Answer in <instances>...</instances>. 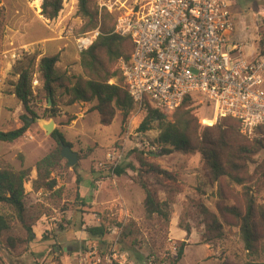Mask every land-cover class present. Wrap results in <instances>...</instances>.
Instances as JSON below:
<instances>
[{"label":"rangeland","instance_id":"obj_1","mask_svg":"<svg viewBox=\"0 0 264 264\" xmlns=\"http://www.w3.org/2000/svg\"><path fill=\"white\" fill-rule=\"evenodd\" d=\"M0 1V7L5 8L7 15L6 26L0 35V53L21 49L17 44L10 45L12 40L18 38V43L30 45L22 48L29 50L27 51L29 55H39L36 60L39 61L42 58L41 47L31 44L35 39L42 40L50 37L48 32H51V29L58 26L61 31H65L67 26H73L75 35L94 32H84L85 28L89 29L90 21L77 15L78 0H63V10L68 11L66 12L68 18L64 19L62 25H58L56 20L49 21L42 15V0ZM94 10H98L100 14L106 10L114 17L110 24L116 23L118 13H111L101 8L100 0H95ZM231 21L233 23L232 17ZM260 35H264V28L260 30L255 28V25L250 31L245 32L246 40L259 41ZM65 37H68L67 40L61 44H67L64 51L68 53V57L67 59L62 57V52H59L56 55L59 57L57 68L61 73L79 75L81 70L77 59L80 52L74 37ZM58 43L60 42L46 43L44 50L48 55H53ZM18 62L5 64L0 69V73L4 72L2 76L4 91L9 95H6L5 106L11 112L10 118H6V123L0 128L2 131L16 130L23 126L22 121L18 124L17 103L10 97L13 89L11 84L18 79L14 73ZM37 79V75H34V87L37 85ZM194 99L198 102L202 123L205 125L217 123L218 120L214 117L215 107L210 106L201 97L194 96ZM84 104L81 108H64L68 114L64 115L62 110L59 117L54 119L57 124L56 129L60 127V130L65 133L66 141L71 144L74 152L81 155L82 160L76 168H71L67 160L62 162L54 177L62 187L58 189L59 193L42 190L43 193L48 194L41 197L43 202L41 213L33 208L40 204L35 203L31 197L25 200L31 219L29 224L32 227L34 223L40 221L42 233L32 240L31 244L28 242L20 245L16 250L9 249L6 245L8 237L24 241L27 237L23 226L14 220L12 229L0 238V264H78L79 255L93 249H97L102 255H107L110 249L108 247L105 249V243L108 240L112 244L117 242L118 251L125 256L126 264H146L150 256H155L159 260H157L158 263L169 264L170 259L176 258L173 246L178 250L183 242L186 244L185 254L178 264H244L246 262L248 256L240 240L239 231L235 227V220L231 218L226 221L221 220L222 231L219 235L209 228L212 221L211 214L204 213L206 210L217 214L219 204L240 206L237 195L241 188L235 187L230 190L226 185L220 188L218 184H213L203 171L202 158L199 154L175 153L157 158L156 162L172 173L173 180L154 178L148 174L139 175L136 170L140 169V165L135 159V154L157 152L153 142L159 136L162 124L156 122L151 131L139 132L138 129L149 110L140 112L134 106L125 124L122 122L121 115L118 114L112 126L103 127L100 125L98 114L90 111L94 104ZM47 107L49 105L41 103L40 115ZM22 112L24 113L23 109ZM41 119L50 120L49 118ZM74 119H77V122L72 125ZM255 138H264V133L256 134ZM123 146L126 147V154L121 168L126 174L117 178L120 180L111 178L110 185H102L100 178L98 182H94L93 192L95 193L90 191L85 197L81 192L82 183L98 172V164L109 152ZM152 147L155 149L152 150ZM57 148V143L51 136L45 134L37 120L31 127V131L20 140L11 144L0 142V157L16 169L31 168L30 177H32L34 164ZM256 159L261 162L264 159V152ZM251 170H254V167H251ZM140 179L157 193L158 201L168 202L170 221L158 217L147 218L145 212L136 205L138 197L143 194L142 189L134 185ZM29 181L30 178L25 184V189L28 188L26 185ZM119 183L122 188L116 191L114 186ZM259 199H264V192L260 194ZM110 209H113L114 217ZM9 213L8 207L0 204V214ZM78 213L92 214V219L99 220L101 224L107 218L110 221L108 226L110 235L100 241L93 237L83 240L72 238L71 236L75 235H71V232L82 229L83 220L72 221L69 217ZM126 213L134 216L132 222L120 221L121 216ZM35 219L39 220L34 222ZM185 229H190L189 235Z\"/></svg>","mask_w":264,"mask_h":264},{"label":"trees","instance_id":"obj_2","mask_svg":"<svg viewBox=\"0 0 264 264\" xmlns=\"http://www.w3.org/2000/svg\"><path fill=\"white\" fill-rule=\"evenodd\" d=\"M94 6L95 0H78L77 15L90 21L89 29L85 28L84 32L99 30L100 33L94 44L87 51L80 53L79 75L61 73L57 68L58 56H45L39 61H36L39 55L22 56L14 70L18 79L11 84V93L24 110L21 116L23 126L8 132L0 131V142L14 143L30 132L38 119H56L62 109L81 102L94 104L90 111L98 114L100 125L103 127L112 126L118 114L121 115L123 124L126 123L135 105L119 64L120 61L130 63L134 45L130 38L114 33L116 23L110 24L114 20L112 14L106 10L100 14L98 10H94ZM63 7V0H42V15L49 21H55ZM6 19V10L0 7V35L6 26ZM261 46L262 43L260 48ZM34 75L38 78L35 87ZM112 81L114 83H111ZM42 102L47 106L51 102V107H47L40 115ZM197 103L193 96H189L172 111L149 109L138 131H151L156 122L161 123L162 128L153 142L157 152L135 154V159L140 165L136 172L139 175L148 174L154 178L173 180L172 173L159 165L157 158L175 153L199 154L203 171L213 184H218L220 188L226 185L230 190L241 188L237 195L240 206L219 204L217 214L204 210V213L212 216L210 230L220 235L221 220H235V227L248 256L244 264H264V199H259L260 194L264 192V159L261 162L256 159L264 152V138H247L241 133L240 121L233 118L221 119L211 125L203 124ZM258 133H264V127L257 129L256 134ZM51 138L58 148L36 163L37 179L33 181L35 192H53L56 189L55 192L59 193V184L54 177L65 160L61 156L60 143L71 148L72 146L59 129L54 131ZM80 160L82 157L79 154ZM251 167H254V170H251ZM31 172V168L16 169L0 157V204L7 206L10 211L9 214H0V238L12 229L14 220L23 226L29 236L25 241L8 237L6 245L12 250L27 244L32 238V227L29 224L31 219L25 204V184ZM115 173L117 177L126 174L121 166ZM136 184L145 193L143 206L146 217L170 221L168 202L158 201L157 193L143 180L140 179ZM109 222L105 218L100 226L88 228V235L106 237ZM185 231L187 235L190 234V229ZM185 246L184 242L180 244L176 258L170 259L169 264L181 262Z\"/></svg>","mask_w":264,"mask_h":264},{"label":"built area","instance_id":"obj_3","mask_svg":"<svg viewBox=\"0 0 264 264\" xmlns=\"http://www.w3.org/2000/svg\"><path fill=\"white\" fill-rule=\"evenodd\" d=\"M100 7L118 13L114 33L133 42L131 61H121L120 69L138 111H172L186 97L196 96L215 107V120L240 121L241 133L249 139L264 127V53L249 62L230 46L234 24L225 0H100ZM74 33L73 26L65 28L64 35L74 37L80 53L100 34ZM27 51L0 53V69ZM125 154V146L109 152L97 166L100 178H117ZM117 246L114 242L107 255L81 253L78 264H126ZM173 250L176 255L175 246ZM157 260L150 256L146 264H165Z\"/></svg>","mask_w":264,"mask_h":264},{"label":"crops","instance_id":"obj_4","mask_svg":"<svg viewBox=\"0 0 264 264\" xmlns=\"http://www.w3.org/2000/svg\"><path fill=\"white\" fill-rule=\"evenodd\" d=\"M225 1L229 5L231 17H232L233 24H234V31L232 34H230L228 36V42H229L230 46H232L234 49L235 48L238 49V54L240 53L242 55V57L245 58L247 61L253 62L257 59V57L260 54L264 53V35L259 36V41H256V40L254 41L253 39L252 40L251 39L246 40L245 32L250 31L252 28H254V25H255V28H258L260 30H262L264 28V0H225ZM66 12H68V11L66 9H64L60 13V16L56 20L58 25L64 24L63 23L64 19L66 20L68 18ZM50 31L51 32H48L50 37H47V38L42 39V40L35 39L31 45L35 44L39 48L41 47V49H40L42 51V53L40 55L41 57H45V56L53 57V56L58 55L59 52H62L61 56L66 57V59H67L68 53L66 51H64L65 50L64 47L67 44H61V42L66 41L68 38V37H65V35L63 33L64 30L61 31V29L57 26V27L51 29ZM18 42H19V39L16 38V39L12 40V42H10V45L13 46L14 44H17V45H19L18 46L19 48L30 46L28 44H25V43L21 44ZM51 42H60V43H58L55 46L56 50H55L54 54L48 55L46 53V51L44 50V47H45L44 45L46 43H51ZM260 43H262L261 48H260ZM77 61H80V56L78 57ZM80 70H81V67H80ZM3 74H4V72L0 73V128H2L4 126V124L6 123V118L9 119L11 116V114H10L11 112L5 106L6 105L5 101L7 99L6 95H8V94H6L4 91L5 85L3 84V78H4V77H2ZM10 97H12L13 100L16 101V103H17V106H16L17 114H16V116H17L18 124H20L21 116L24 114L22 112V109H23L22 105L19 101H17L15 99V97L12 94L10 95ZM84 105H85L84 103H80V104L77 103L71 107L81 108V107H84ZM62 110H63L62 113L64 115L68 114V112H66L64 109H62ZM79 116L80 115H78V118H80ZM77 119H74V121H72L71 124L74 125L77 122ZM19 128L20 127H18V129ZM58 128L60 130V127H58ZM0 131H2V130H0ZM4 132H8V131H4ZM60 132L65 136L64 132H62L61 130H60ZM35 165L36 164H34V167H33L34 171H33L32 177H30L29 184L26 185L28 187L27 189H25L26 190V199L31 197L35 201V203L40 204L37 206H33V208L35 210H37L38 213H41V211L43 210L42 209V207H43L42 203L43 202L41 201V197L47 196L48 193H43L42 190H40L38 192H35L33 190V181L37 179V171H36ZM100 175H101V172L98 171L92 178L90 177L85 183L84 182L82 183L81 192H82V194H84L85 197L90 193V191H92V193H95V192H93L94 191L93 188H95L94 182L95 181L98 182L100 180ZM111 180H112L111 178H107L106 176H104L103 179H101V181L103 183L102 182L101 183H102V185H105V184L110 185L112 183ZM117 180H120V179H117ZM114 181L116 182V180H114ZM120 184L121 183L114 186L116 191L121 190L122 186H119ZM134 185L139 186L138 184H134ZM60 187H62V185L59 183L58 189ZM54 191H56V189ZM138 198L139 199L137 200L136 205H139L138 207H140L142 212H145L144 206H143L144 199H145L144 191H143V194H141V196H139ZM110 211L112 213V217H114L115 214L112 212L113 209H110ZM123 212H124V210H123ZM82 215L84 218L82 217ZM133 217L134 216H131V215L126 213L123 216H121L120 221L132 222ZM75 219H82L83 220L82 229H80V230L75 229L76 231L74 233L71 232V235H75V236H71V237L76 238V239H81V240L88 239L90 236L87 233V229L92 228V227H98L101 225V223L97 222L95 219L94 220L92 219V214H80V213H78V214H72L69 217V220L74 221ZM38 220L35 219L34 222H36ZM39 223H41V222L39 221L38 223H34V225L32 226L31 241L35 240L36 237L38 238V235H40V233H42V229H41L42 223L40 225H39ZM52 226H53V224L51 225V227ZM108 235H110V234H108ZM26 236H27L26 239H28V237H29L28 233ZM183 236H184V234H183ZM93 239L100 241L103 238L93 237ZM31 241H30V244H31ZM108 241L105 243V249H107V247L109 249L111 248L112 243L110 242V240H108ZM93 250L96 251L98 254L102 255V253H100L97 249H93Z\"/></svg>","mask_w":264,"mask_h":264},{"label":"water","instance_id":"obj_5","mask_svg":"<svg viewBox=\"0 0 264 264\" xmlns=\"http://www.w3.org/2000/svg\"><path fill=\"white\" fill-rule=\"evenodd\" d=\"M49 107H51V102L49 103ZM38 121L47 136H51L57 128V124L54 119H50L49 121L46 119H38ZM60 147L61 156L67 160L68 165L71 168L76 167L79 163V153L74 152L70 146H66L64 143H60Z\"/></svg>","mask_w":264,"mask_h":264}]
</instances>
